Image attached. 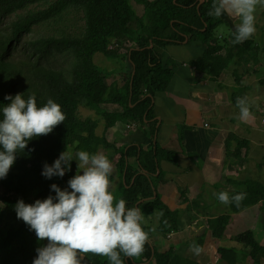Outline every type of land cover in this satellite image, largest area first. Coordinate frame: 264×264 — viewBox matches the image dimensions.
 Instances as JSON below:
<instances>
[{"label":"trees","instance_id":"1","mask_svg":"<svg viewBox=\"0 0 264 264\" xmlns=\"http://www.w3.org/2000/svg\"><path fill=\"white\" fill-rule=\"evenodd\" d=\"M198 1L0 0V20L24 12L6 26L5 31L0 29V120L3 119V107L11 102L5 100V96L14 97L18 93L25 100L35 93L38 107H42L51 98L60 105L66 117L48 135L28 141L27 147L22 152L18 151L6 178L0 179V189L3 192L0 193V264H32L37 257L36 249L43 247V243L47 241L38 240L35 232L17 218L14 209L17 201L33 204L37 199L42 201L49 195L55 197V192L50 189L52 184H56L61 190L71 191L67 182L77 174L74 160L70 162V168L63 177L53 176L51 179L41 175L43 165L47 163L51 166L62 151L70 148L76 155L81 150L89 154L98 153L103 149H98L102 143L108 148L112 147L104 136H97L96 120L78 118L80 107L100 112L105 120L104 132L117 122L142 124L151 112L150 97L164 91L172 76L171 71L157 58L154 48L182 42L186 37L203 41L207 47L205 56L193 64L197 72L217 76L222 69L227 68L224 56L219 60L212 59L211 52L219 47L208 43L209 32L214 26L212 18H215L208 15L213 0H204L202 5ZM40 3H46L43 10L33 11L30 8ZM131 3L140 7L139 15L134 12ZM71 15H79L83 22V31L79 36L71 37L61 33L58 36L36 39L29 42L30 57L24 59L20 66L10 61L13 54L10 52L12 42L15 43L12 50H15L23 43V37L32 33L34 27L59 24ZM220 22L222 24L221 20ZM198 36L201 37L199 40ZM246 43L242 44L243 47ZM110 46L113 50H109ZM121 50H125L124 54H120ZM98 53L110 60L122 58L128 62L129 80L122 88L123 95H115L112 87L106 83V79L114 73L105 75L94 64V55ZM56 57L68 58L69 69L45 66V63ZM108 104L118 105L122 113L100 111L101 106ZM119 155L122 158L125 153ZM126 156L129 157V154ZM177 159L175 154L156 149L155 153L153 150L140 153L138 162L141 168L154 176L157 173L156 161L165 160L175 164ZM124 168L122 163L118 164L121 184H125L120 188L118 197L113 192L117 199H124L126 207H139L144 218L158 213L156 231L162 236L177 233L180 228L179 214L169 212L157 198L151 200L153 194L145 176H137L130 185L134 174L127 170L124 177ZM246 185V199L239 207L229 204L228 210L236 213L258 206L262 215L264 184L246 182ZM142 200L144 202L139 205ZM229 220V215H222L209 221L208 230L214 241L223 238ZM142 227L145 232L149 231L147 227ZM234 242L248 251L252 264H260L264 259V245L254 239L251 231L237 234ZM148 243L149 241L141 256L131 258L133 264H198L181 258L174 253L175 248L163 253L152 249ZM236 251L234 247H219L217 254L225 264H237ZM121 259L125 264L123 253ZM81 264L107 262L105 257L88 253L84 255Z\"/></svg>","mask_w":264,"mask_h":264},{"label":"crops","instance_id":"2","mask_svg":"<svg viewBox=\"0 0 264 264\" xmlns=\"http://www.w3.org/2000/svg\"><path fill=\"white\" fill-rule=\"evenodd\" d=\"M220 19L227 24L237 21L227 17ZM255 26L256 32L247 41L244 50L247 55L256 54L260 67H252L250 71H256L250 76L244 75L239 83L230 77L226 69H222L217 76L201 74L195 70L193 64L206 53L207 47L203 41L186 37L182 42L155 50L157 58L171 71L172 76L164 91L150 97L149 118L144 119L142 124L119 122L105 132L107 140L114 139L112 148L118 154L117 167L121 163L125 166L123 176L126 177L127 170L134 174L130 185L137 176H145L153 194L151 200L157 198L169 212L193 220L190 224L187 222L182 234L177 232L164 237L156 231L155 242L148 239L152 249L159 250L162 245L160 252L175 248L181 256H186L192 245L188 246V242L194 240L199 243L205 238V260L201 259L200 263L209 264L206 258L212 260L213 257L210 247L216 242L219 247L223 246L219 245L220 241L212 239L208 230V223L214 216L202 215L200 208L211 204L209 210H213L218 205L214 193L227 191L232 195L247 192L246 182H264V131L258 125L259 112L264 111V18ZM219 40L222 38L216 36L215 42ZM215 42L211 46H215ZM237 49L238 44H235L233 51ZM211 56L219 60L223 56V48L213 50ZM235 56L240 63L242 56L238 51H235ZM118 59L124 63L122 58ZM125 65L123 72L112 74L106 79L107 85L112 87L117 96L123 95L122 88L129 80L130 66L127 61ZM243 96L255 103V108L251 109L254 118L248 123L238 119L236 100ZM105 106L111 108L107 110ZM105 106L100 109L121 112L118 105ZM256 148L262 155L252 160L250 157ZM156 149L175 154L178 159L175 164L165 160L156 161L157 173L152 176L140 167L138 159L140 153L152 150L155 153ZM122 152L125 156L121 158L119 153ZM123 184H120V188ZM140 202L139 205L144 201ZM221 207L228 208V205L221 204ZM241 212L233 213L223 209L221 216ZM229 224L230 220L223 237L227 236L225 231ZM235 225L236 222L231 224L232 227ZM219 247L214 248L218 257ZM126 260L133 264L131 258Z\"/></svg>","mask_w":264,"mask_h":264},{"label":"clouds","instance_id":"3","mask_svg":"<svg viewBox=\"0 0 264 264\" xmlns=\"http://www.w3.org/2000/svg\"><path fill=\"white\" fill-rule=\"evenodd\" d=\"M198 2L202 5L204 0ZM258 6L264 7V0H213L208 15L239 20L231 30V42L243 44L256 32ZM217 35L223 38L222 31ZM109 48L113 50L112 46ZM5 100L11 102L3 107V119L0 120V179L6 178L18 151L22 152L28 141L48 135L66 119L60 105L51 98L38 107L35 93L27 100L19 93L14 97L6 95ZM236 107L241 122L248 123L254 118L247 96L238 97ZM76 157L79 161L76 167L82 171L67 182L71 191L52 184L50 189L55 192V197L49 195L33 204L18 200L14 206L17 218L35 232L37 239L48 241L46 246L36 249L37 257L32 264H81L88 253L107 257L110 264H123L121 253L129 258L141 256L149 239L142 227L144 216L139 207H126V201L117 199L109 190L112 163L102 152L89 154L81 150ZM71 161L72 153L64 150L51 166L43 165L41 175L48 179L63 177ZM214 195L222 204L237 207L247 197L243 191L232 195L221 191ZM203 250L199 244L190 245L194 255H200Z\"/></svg>","mask_w":264,"mask_h":264},{"label":"rangeland","instance_id":"4","mask_svg":"<svg viewBox=\"0 0 264 264\" xmlns=\"http://www.w3.org/2000/svg\"><path fill=\"white\" fill-rule=\"evenodd\" d=\"M52 1L54 0H49V2H52ZM45 6H46V3H40L37 5L31 6L30 8L33 11H40V10H43ZM131 6L134 12H136L139 15L141 11L140 7L135 6L132 3H131ZM22 13L24 12H18L14 15L8 16L6 18H2L0 20V29L5 31L6 26H9L11 23H13L17 19V16ZM255 16H256L255 23H258L260 19H263L264 18V7L258 6ZM212 21L214 23V26L212 30L209 32L208 43L211 45V43L215 41L216 36H218L217 33L221 31L223 32L222 40L215 42V45H217L219 48H223V56L227 64L226 71H228L232 79H235V81L239 83L244 75L250 76L253 73V71H256L255 69L250 71L252 67H260L258 66L259 60L257 59L256 54H254L253 56L247 55L242 43H239L238 49L233 51V49L235 48V44L231 42L232 41L231 30H232V25L239 23V20H237L234 23H229V24L227 23L221 24L220 18L219 19L212 18ZM216 21H218V23H216ZM82 31H83V22L81 21L79 15H71L64 22L59 23V24L49 23V24H43V25L34 27L32 33H30L27 36H24L22 39L23 43L21 45L19 44L15 50H12L15 43L12 42L10 44V52L13 53L10 57V61L13 62L15 65L20 66L21 62L24 59L29 58L30 51H29L28 44L31 41H34L36 39L43 38V37L58 36L61 33H63L64 35L71 36V37H77L82 33ZM197 38L199 40L201 37L198 36ZM154 49L158 50L159 48L156 47ZM124 51H121V52H124ZM235 51H238L239 54L242 56L243 58L242 62L240 63L238 62V59L235 56ZM93 61H94V64L97 66V68H99L102 71V73H104L105 75H109L110 73H114V74L121 73L126 69V65H125L126 60L124 59H122L124 63H121V61L118 58L110 60V59L103 57L101 54L98 53L94 55ZM45 66L54 68V69H69L70 60L66 57H56L55 59H51L47 63H45ZM250 104H251V109L255 108V103L251 102V100H250ZM105 108L109 110L111 107L105 106ZM101 110L103 109H100V111ZM77 115H78V118L81 120H84L86 118L96 120L98 122V129L96 131L97 136L99 138L102 136L105 137L104 129H103V127L105 126V120L100 115V112L96 113L94 111H90L88 109L80 107L78 109ZM258 125L264 131V127H263L264 126V111L259 112ZM108 141L113 146L114 139L108 140ZM99 148H103L100 150V152L104 153L113 165V171L109 177V180L111 182V186L109 190L114 192V194H116L118 197L119 192H120V184H121V181H120L121 173L117 170L118 154L114 151L112 147L108 148L107 146H104L103 143L98 147V149ZM68 151L72 153L73 160L76 162V165H77L79 161L75 153L73 152V149L70 148ZM261 155H262V152L259 151L258 148H256L250 158H252V160L258 159V157H261ZM79 171H81V169H77L76 167L75 172L77 173ZM262 179L264 180V176H262ZM262 184H264V182ZM0 193H3L1 189H0ZM25 204H29V203H25ZM221 204L222 203L219 202L218 205H216L213 210H209L211 208V204H207L205 207L200 208V213L204 216H206L207 214L213 215L214 218L221 217V211L223 209H228V208L221 207ZM158 220H159V214L154 213L153 215L147 218H144V220L142 221V223L148 227L149 231H147V233L150 236L149 239H151L152 241H154L155 238L157 237L156 227L158 225ZM192 221L193 220H189V219L186 220L182 216V214H180V228L178 231L179 234H182L187 222L190 224ZM233 222H236V225L234 227L231 226ZM244 231H252L255 234V238L261 241V243L259 242L258 243L260 245H264V210L262 211V215H261L260 209L258 207H252L239 214L230 215V224L225 231V235H227L226 236L227 238L223 237L219 242V245L223 246L224 249L234 247L237 250L236 251L237 259H238L237 264H252V261L249 258H246L245 256V254H247L248 251L244 249L242 245L234 242V237L237 234L242 233ZM204 240L205 238L201 242H199L201 243V246L203 247V249H204V245H203ZM44 243H43V246H44ZM193 243L199 244L197 241L193 240V241L188 242V246ZM217 247H219L217 242L213 246L210 247V249L212 250L213 257H212V260L209 257L206 258L209 264H224V262H222L219 259V257L215 254L214 248H217ZM159 251H162V245ZM174 253H176L181 258L187 261H190L192 263L199 262L198 264H202L200 263V260L201 259L205 260L204 252H202L200 255H194L191 251H188L186 256H181L178 253V250L175 251ZM127 258L128 257H125L124 259L125 264H127L126 263ZM215 260H217V262ZM105 261L107 262V264H110V261L108 260L107 257H105ZM260 262L261 264H264V259L261 260ZM129 263H132V262H129Z\"/></svg>","mask_w":264,"mask_h":264},{"label":"water","instance_id":"5","mask_svg":"<svg viewBox=\"0 0 264 264\" xmlns=\"http://www.w3.org/2000/svg\"><path fill=\"white\" fill-rule=\"evenodd\" d=\"M131 84H132V81H131ZM152 198H153V197H152ZM140 203H141V202H140ZM47 243H48V241H46V242L44 243V246H46ZM83 259H84V257H83Z\"/></svg>","mask_w":264,"mask_h":264},{"label":"flooded vegetation","instance_id":"6","mask_svg":"<svg viewBox=\"0 0 264 264\" xmlns=\"http://www.w3.org/2000/svg\"><path fill=\"white\" fill-rule=\"evenodd\" d=\"M245 256H246V258H249L250 259V257L247 255V254H245ZM251 260V259H250Z\"/></svg>","mask_w":264,"mask_h":264},{"label":"built area","instance_id":"7","mask_svg":"<svg viewBox=\"0 0 264 264\" xmlns=\"http://www.w3.org/2000/svg\"><path fill=\"white\" fill-rule=\"evenodd\" d=\"M109 50H110V48H109Z\"/></svg>","mask_w":264,"mask_h":264}]
</instances>
